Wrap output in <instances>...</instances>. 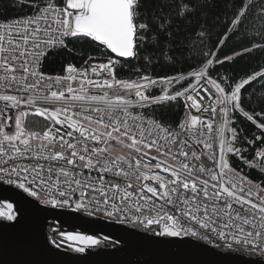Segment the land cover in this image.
<instances>
[{
  "label": "snow or ice",
  "instance_id": "obj_1",
  "mask_svg": "<svg viewBox=\"0 0 264 264\" xmlns=\"http://www.w3.org/2000/svg\"><path fill=\"white\" fill-rule=\"evenodd\" d=\"M11 7L31 11L0 22V180L54 208L74 205L157 225L159 236L264 256V108L256 111L264 92L244 95L252 85L264 89V66L239 79L213 75L225 61L264 52V0L225 6L227 31L215 50L213 0H14ZM233 36L248 46L219 58ZM61 54L60 72H45L48 58ZM132 60L138 66L121 76ZM180 101L176 120L157 115V107ZM0 217L18 222L19 210L0 202ZM59 235L79 253L101 243ZM49 242L60 248L64 240Z\"/></svg>",
  "mask_w": 264,
  "mask_h": 264
},
{
  "label": "water",
  "instance_id": "obj_2",
  "mask_svg": "<svg viewBox=\"0 0 264 264\" xmlns=\"http://www.w3.org/2000/svg\"><path fill=\"white\" fill-rule=\"evenodd\" d=\"M0 202L13 203L19 210L18 222L0 217V264H264L254 253L214 248L193 237L159 236L158 226L44 205L3 183ZM59 228L97 237L101 243L76 252ZM53 236L58 243L64 240L60 248L49 242Z\"/></svg>",
  "mask_w": 264,
  "mask_h": 264
},
{
  "label": "trees",
  "instance_id": "obj_3",
  "mask_svg": "<svg viewBox=\"0 0 264 264\" xmlns=\"http://www.w3.org/2000/svg\"><path fill=\"white\" fill-rule=\"evenodd\" d=\"M239 2L240 0H236V3ZM12 3H14V0H0V20H6V19L22 16L27 12L31 11V9H27V8L23 10H20L18 8H13L11 7ZM213 3H215L217 7L212 10L213 14L209 16V20H208V23L211 26V30L213 34L212 41L209 47H212L213 50H215L214 45L218 43V37L223 36L224 33L227 31V25L224 23L225 6L232 4L233 0H213ZM227 15L231 16V12H228ZM217 17H219V19H217ZM252 31H255V29H252ZM248 43L249 42L247 39H240L239 36H233L229 38L226 41V43L219 49L218 57L223 58L225 56L231 55L232 53L237 52L244 47H247ZM64 62L66 61L63 60L62 54L51 55L46 61L44 71L50 74L59 73L62 68V64ZM137 66L138 65L135 60H132L130 63H125L123 65V70L120 73V75L121 76L129 75L130 70L134 69ZM261 66H264V52L257 51L252 54H246L244 56L235 58L233 62L225 61V63L222 66L220 65L215 66L213 75H215V73H220L221 75L228 74L234 76L236 79H239L241 77H245L247 75L253 74L256 71L261 70ZM180 70L182 69L180 68L179 65L174 69L172 68L166 69V71H168L169 74ZM157 71H159V69H157ZM254 89L256 90L257 96H259L261 92H264V89H260L257 84L247 87V90L244 91V95L247 96ZM257 96L252 97L253 102L247 106L249 110H251V108H256L255 101ZM261 108H264V105H261L260 108H256V111H260ZM182 109H183L182 101L165 103L163 106L156 108V113L157 115L163 114L167 119L176 120L178 117L181 116ZM237 117L241 121H243V117H240L239 114H237ZM35 119L43 122L39 118H35ZM241 127L250 128L254 130L255 126L251 125L250 122H244L241 124ZM245 171H247V169H245ZM251 177L260 178L261 174L256 170H252ZM59 230H61V228H59ZM53 238L57 240L55 236H53ZM110 244L115 245L112 242H110Z\"/></svg>",
  "mask_w": 264,
  "mask_h": 264
},
{
  "label": "built area",
  "instance_id": "obj_4",
  "mask_svg": "<svg viewBox=\"0 0 264 264\" xmlns=\"http://www.w3.org/2000/svg\"><path fill=\"white\" fill-rule=\"evenodd\" d=\"M3 21H5V20H0V22H3ZM50 74V73H49ZM54 74H56V73H54ZM153 94L154 95H158L159 94V91L158 90H154V92H153ZM183 103V102H182ZM36 118H39V117H36ZM40 120H42L43 121V118H39ZM0 183H3V184H5V185H9V186H12V187H16L14 184H8V183H6V182H4V181H2V180H0ZM17 188V187H16ZM21 190V189H20ZM22 191V190H21ZM23 192V191H22ZM26 194V193H25ZM27 195V194H26ZM49 206V205H48ZM72 208H74V205H73V207ZM81 211H84V210H81ZM86 212V211H85ZM89 213V212H88ZM91 214H94V215H97V216H100V217H102V218H106V219H109V220H115V221H119V219H112V218H108V217H106L102 212L101 213H95V212H92ZM152 226H157V225H152ZM143 227H145V226H143ZM158 228H159V230H160V227L158 226ZM176 238H186V237H176ZM194 238V237H193ZM200 241H202V240H200ZM203 243H205V244H207V245H209V246H211V247H214V248H226V247H223V246H220V247H215V246H213V245H211V244H208V243H206V242H204V241H202ZM254 254H256V256L259 258V259H261L263 262H264V256H260L259 255V253H254Z\"/></svg>",
  "mask_w": 264,
  "mask_h": 264
},
{
  "label": "flooded vegetation",
  "instance_id": "obj_5",
  "mask_svg": "<svg viewBox=\"0 0 264 264\" xmlns=\"http://www.w3.org/2000/svg\"><path fill=\"white\" fill-rule=\"evenodd\" d=\"M61 231H62V229H61ZM65 246H66V244H65Z\"/></svg>",
  "mask_w": 264,
  "mask_h": 264
}]
</instances>
